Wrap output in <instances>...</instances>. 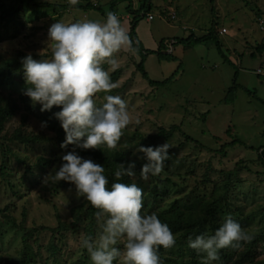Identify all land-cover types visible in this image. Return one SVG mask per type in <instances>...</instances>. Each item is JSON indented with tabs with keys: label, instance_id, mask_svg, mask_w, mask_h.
I'll return each instance as SVG.
<instances>
[{
	"label": "rangeland",
	"instance_id": "374dc122",
	"mask_svg": "<svg viewBox=\"0 0 264 264\" xmlns=\"http://www.w3.org/2000/svg\"><path fill=\"white\" fill-rule=\"evenodd\" d=\"M0 1L12 6L17 0ZM36 1L53 5L33 8L25 3L11 17L0 12V264H92L80 245L82 237L94 239L99 233L98 217L93 219L88 211L90 202L78 196L70 182L42 183L46 173L59 167L64 152L78 153L79 148H61L56 137L59 121L22 94L27 85L21 57L31 53L37 59L49 58L51 23L103 22L111 12V0H78L76 5L67 0ZM88 1L100 5L105 15L78 7ZM150 1L154 17L142 16L136 26L137 34L138 27L143 28L138 37L144 48L153 51L146 55L145 69L154 80L177 71L176 76L164 85H150L137 70L140 55L126 46L113 53L115 66L102 62L113 84L107 94L125 101L130 123L115 148L99 147L144 162L137 159L141 153L133 152L139 144L155 140V145L165 141L173 145L158 175L143 179L138 171L123 182L142 189L141 212H155L158 218L175 208L192 213L203 222L193 239L212 234L230 215L252 239L220 249L211 264L264 262V165L259 157L264 148V77L255 72L264 65V50H259L264 45V0ZM129 2L132 9H139V0L115 6L127 32ZM212 27L231 62L211 39L191 45L178 42ZM145 32L162 41L165 52L176 58H161L155 44L145 40ZM104 95L95 93L94 102L102 103ZM41 121L47 125L41 127ZM174 125L179 129L171 137H156L162 128ZM235 138L244 144L229 145ZM216 199L209 216L206 209ZM172 233L175 244L163 249L164 262L203 264L205 254L188 247V238ZM116 246L123 250L119 241ZM113 264H123L122 257Z\"/></svg>",
	"mask_w": 264,
	"mask_h": 264
},
{
	"label": "clouds",
	"instance_id": "9594fccd",
	"mask_svg": "<svg viewBox=\"0 0 264 264\" xmlns=\"http://www.w3.org/2000/svg\"><path fill=\"white\" fill-rule=\"evenodd\" d=\"M67 3L76 5L78 0H67ZM47 42L51 51L49 58L37 59L31 53L21 57L27 85L22 94L33 105L39 104L41 112L50 111L59 121L65 133L61 148L69 144L82 149L100 145L115 148L122 129L130 123V115L120 96L107 94L113 84L101 64L107 61L115 66L113 53L125 46L131 48L132 41L119 18L108 12L103 22L55 21L47 29ZM97 92L105 93L100 104L94 102ZM54 106L58 110L52 111ZM40 123L41 127L47 125V121ZM170 147L173 145L167 141L155 146H136L134 154H142L137 159L146 161L139 169L141 178L161 172ZM60 159L59 167L46 173L42 183L70 182L78 196L99 209L98 235L94 239L84 236L80 241L92 264H113L118 257H122L123 264H163L158 249L174 246L175 236L155 212H141L142 189L119 179L106 187L108 178L103 165L82 157L75 150L64 152ZM135 174V160L120 162L113 173L117 178ZM251 239L238 221L226 215L212 234L189 237L187 245L205 254L203 264H211L219 258L220 249L236 247L240 241ZM118 241L123 244L122 251L116 246Z\"/></svg>",
	"mask_w": 264,
	"mask_h": 264
},
{
	"label": "trees",
	"instance_id": "16d2710c",
	"mask_svg": "<svg viewBox=\"0 0 264 264\" xmlns=\"http://www.w3.org/2000/svg\"><path fill=\"white\" fill-rule=\"evenodd\" d=\"M119 1H124V0H111V2H110L111 12L116 13L115 6ZM25 3L28 4L29 6L33 7V8L53 5L51 3L38 2L36 0H17L14 5L7 6L6 3L0 1V12L3 14L7 13L11 17V16L17 14L20 11V6L25 4ZM147 3L150 4L148 8H146ZM132 4H133L132 2H129V4L127 6V8L129 9V13L131 14L130 31L127 33L130 37V40L132 41L131 50L138 53L141 57L140 61L137 63V70H139L141 72L143 78L148 80L150 85H152V86L164 85V84L168 83L169 81H171L172 79H174L177 71L174 72L170 77H168L162 81L154 80V79L150 78L147 70L145 69L144 64H145L146 55L149 53H152L153 51L151 49L144 48V46H143V44H142L141 40L139 39L138 34L136 32V26H137L138 20L142 16H146L149 13L150 8L152 7V2L150 0H139V9H137V10L132 9ZM78 7H81L83 9H87V10L97 9L102 14L105 15V11L100 5H96V4L89 2V1L84 6L80 5ZM209 39L213 40L214 45L220 51L221 55L224 56V60L231 62L230 59L227 57L226 52L224 51L223 45L221 44V42L217 36V32L214 30L213 27L210 28L207 33L202 34L200 36H197V35L191 33L186 38H179L178 42H181V43L186 44V45H191V44H195V43L204 42V41H207ZM175 42L176 41H174L173 43H175ZM164 45L165 44L161 41L160 47L157 50L159 53V56H161V58H163V59H166V58L167 59H175L176 57L173 55V53L165 52L167 47ZM161 49H164V52H161ZM259 50L262 52L264 50V45H261L259 47ZM14 62H17V60H14ZM54 109L56 110L57 107L54 106ZM49 116H52L51 112L49 113ZM50 118H53V117H50ZM178 129H179V127L177 125L172 126L169 130L162 128L156 137H158L159 135H162L165 138H169ZM56 137H57L60 144L65 138V133H64V130L62 129L61 125H59L57 127V136ZM234 144H244V142H242L239 138H235L232 142L229 143V145H234ZM69 145H72V144H69ZM149 145L155 146V140H153L152 143ZM78 153L84 158H90L94 162H97V163H100L103 165L104 174L108 178V185H106V187H110L111 183L117 179H119L121 182H124L125 180H129V176H127V175H123L120 178H117L113 175L117 165L120 162H122V161L126 162L128 160H132V159H129L123 152L107 151V150L98 146V148H89V149L79 148ZM259 157H260V159L264 165V148L261 149ZM145 162L146 161H144V162L136 161V172L139 171L141 164H143ZM217 204H218L217 199L213 200L210 203L209 207L206 209L207 215L212 216L214 214V207H216ZM88 211L91 214V216L93 217V219L98 217L97 213L99 212V209L94 208L91 204L89 205ZM196 218L197 217H195L192 213L186 214V212L180 208H175L171 212L167 211L166 213H160L159 214V219L163 223H166L172 232L180 233L181 237H183V238H189V237L194 236L196 231L198 232L199 229L202 228V224H203L202 220H197ZM62 226L67 227L66 224H63ZM163 249L164 248L161 246L158 249V253H159L160 257L163 259V264H167L164 262L165 258L163 255ZM259 264H264V262H261Z\"/></svg>",
	"mask_w": 264,
	"mask_h": 264
},
{
	"label": "crops",
	"instance_id": "0c3cea01",
	"mask_svg": "<svg viewBox=\"0 0 264 264\" xmlns=\"http://www.w3.org/2000/svg\"><path fill=\"white\" fill-rule=\"evenodd\" d=\"M127 18H130V14H127ZM137 31L138 34H143V28L141 29L138 27ZM145 34H146L145 40L151 41L152 45L155 44L153 45V47H157V48L160 47V41L158 42V39L155 38L151 32H145Z\"/></svg>",
	"mask_w": 264,
	"mask_h": 264
},
{
	"label": "built area",
	"instance_id": "2783aa9c",
	"mask_svg": "<svg viewBox=\"0 0 264 264\" xmlns=\"http://www.w3.org/2000/svg\"><path fill=\"white\" fill-rule=\"evenodd\" d=\"M146 16L148 19H152L154 17L151 13H148ZM172 17H176L174 13L172 14ZM263 23H264V20L261 21V25ZM263 27H264V25H263ZM224 31H225V29H222V32H224ZM255 72H256V74H259V75L264 77V65H259L258 67H256Z\"/></svg>",
	"mask_w": 264,
	"mask_h": 264
}]
</instances>
